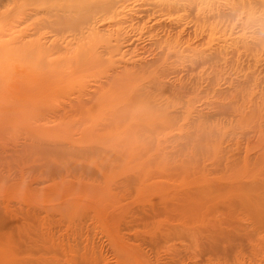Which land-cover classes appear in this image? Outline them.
<instances>
[{"label": "rangeland", "instance_id": "rangeland-1", "mask_svg": "<svg viewBox=\"0 0 264 264\" xmlns=\"http://www.w3.org/2000/svg\"><path fill=\"white\" fill-rule=\"evenodd\" d=\"M30 2L0 9L2 92L108 103L110 132L79 144L91 117L51 119L84 174L30 198L0 178V264H264V0H110L62 37ZM20 119L3 146L31 141Z\"/></svg>", "mask_w": 264, "mask_h": 264}, {"label": "bare ground", "instance_id": "bare-ground-1", "mask_svg": "<svg viewBox=\"0 0 264 264\" xmlns=\"http://www.w3.org/2000/svg\"><path fill=\"white\" fill-rule=\"evenodd\" d=\"M30 1V3H32V5L34 6H42V11L37 9L35 10V14L41 16V18H44H40V21L36 26L35 34L39 33L42 29L51 28L57 36L62 37L67 33L77 32V25L79 26L80 24H88L89 22L95 23V21L98 20L99 14L101 12H104L105 16L108 13L107 10L109 9L108 6L110 0H65L66 2L63 7L57 6L53 2L54 0ZM10 2H12V0H0V9L7 8ZM60 9L72 12L73 14H76L75 12L77 11V9H79L82 14L79 15V19L74 20L73 22L68 21L69 23H64L66 22V20H64L65 16L54 13L56 12L55 10ZM32 50L28 52L31 53ZM33 51L35 53V49ZM42 51H44V49ZM36 55L38 57V54ZM48 72L49 71H47L46 73L49 74ZM43 78H46L45 74ZM108 79L110 80V76ZM33 80L34 79H32L31 81ZM35 80L34 82H30L28 80L29 82L26 81L29 83L28 85L24 83L17 87H13V89H11V87H8L6 88V90H3V92V86L0 85V122L5 120L7 123L11 122L12 124V121H17L21 118L19 122H22L23 126L25 127L21 130L25 131L20 132L25 133V135L27 134L28 138H31L30 140L32 141L29 142V140H25L24 142L17 144L20 139L17 138L15 140L17 141L16 143L10 142L9 140V143H12V146H10L8 142L6 143V146H3L5 143L3 142L4 144H1L0 142L1 146H3L2 150H0V166L7 167L0 168V178L4 177L5 179L3 178V180H6L7 182L11 181V185L13 186V188H17V191L18 189H20L21 194L29 198L33 196L32 192H30L32 191L31 188L33 187V185L40 186V184L45 183V181L51 182L49 181L50 178H59L61 181H58L57 184H60L66 177H76V175L80 173L84 174L83 168H87L84 163L81 164L78 163L79 161H74L66 158H70L71 155L79 153V150L81 149L78 148L77 151V148L72 149L71 147H69V143L63 140V132L60 128L61 126H59L60 123H56L55 125H53L51 119L54 122L55 120H62L66 119L67 117L72 118V116L76 115H79L81 119H84L86 118L85 114L87 115L88 119L91 117L92 122L90 121L91 126L89 128L91 129L90 132H92L93 130L94 131L91 134L88 133V137L86 134V137L82 136L77 138L75 142H78L79 144H84V141H88V139L91 137L90 135H93L97 129L99 132H102L103 129H105V133H107L106 131H108V133L110 132V104L101 103L104 107H100V111L93 108L91 112H88V109H86L85 107L87 103L84 102V95L75 93H73L75 97L71 98V102L69 101L68 104L63 100H57L55 102H51V100H49V102H47L46 98H50L52 95H57V91L53 90V88L49 86V83L45 81L44 83L42 81L40 85L37 84L39 86L37 87L36 85H34ZM36 81L40 82V79H37ZM55 98L57 97H53L54 100H56ZM72 102H74V104H72ZM4 112L6 115H4ZM95 112L96 117L94 116ZM48 123H51V125L53 126H48ZM94 123H96L97 126ZM8 126L9 128H11L9 124ZM73 127H75V125ZM89 128L85 129V131ZM12 131L14 130L12 129ZM18 132L19 130L17 131V133ZM11 135L13 134L11 133ZM23 137L25 136L23 135ZM6 140L7 139H5V141ZM109 141H107V143H110ZM78 147L81 148V145H79ZM97 147L99 148L98 145H94L91 148L89 147L90 149L88 151H97ZM64 150H66V152ZM52 153H55V155L49 157V154ZM94 165L96 166V164ZM12 166H15V170L11 173L8 168L10 169V167ZM47 176L50 178L48 179ZM80 176L81 174L79 175V177ZM78 183L79 180L77 184Z\"/></svg>", "mask_w": 264, "mask_h": 264}]
</instances>
